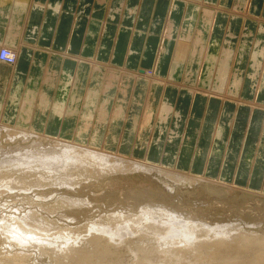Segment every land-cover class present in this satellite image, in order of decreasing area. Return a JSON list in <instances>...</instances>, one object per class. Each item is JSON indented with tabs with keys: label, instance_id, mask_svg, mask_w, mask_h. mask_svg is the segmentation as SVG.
Listing matches in <instances>:
<instances>
[{
	"label": "bare ground",
	"instance_id": "obj_1",
	"mask_svg": "<svg viewBox=\"0 0 264 264\" xmlns=\"http://www.w3.org/2000/svg\"><path fill=\"white\" fill-rule=\"evenodd\" d=\"M89 1L73 16L77 34L89 32L86 57L62 68L70 56L21 42L31 10L61 8L0 0V52L14 58L0 60V264H264V194L215 178L214 163L207 176L176 166L201 119L195 100L225 112L241 90L264 95V0H202L184 17L193 0H171V16L159 0L151 19L147 5L95 0L91 21ZM261 9L256 27L250 12ZM225 125L214 127L218 144Z\"/></svg>",
	"mask_w": 264,
	"mask_h": 264
},
{
	"label": "crops",
	"instance_id": "obj_2",
	"mask_svg": "<svg viewBox=\"0 0 264 264\" xmlns=\"http://www.w3.org/2000/svg\"><path fill=\"white\" fill-rule=\"evenodd\" d=\"M33 1V4L44 1V4L49 5V10H54L56 7L61 8V15L52 16L46 13L45 10H31L24 21L25 29L21 41L24 45L22 46L25 47V49L33 48L34 50H38V53L39 51L42 53L51 52L60 56H74V58L77 56H84L83 53H81V48L85 46L84 39L89 35V32L86 28L80 31V34H77V28L73 21V16L78 18L80 16L79 11L81 10L80 5L82 0H66L65 4L61 5V7L58 5L59 0ZM112 1L113 0H108V4L110 3V5H112ZM171 2V0H168V4L165 6L164 14H167V16L169 14L171 16L173 4L177 3ZM179 2L184 1L179 0ZM201 2L202 0H193V2L186 5L182 16L184 17L189 13L191 6L195 7L197 4H204ZM123 3H126V5L135 4L141 7V9L147 5L150 19L153 18V14L159 6V0H123ZM204 6H206V4H204ZM207 6H209V4H207ZM71 8L72 11L70 12L69 10ZM96 9L95 0H90L88 14H85V18L90 19V16H94L93 11ZM75 11H77V15H75ZM222 11L219 10L217 13L226 14L229 19V13ZM262 15V9L259 12H250V19L248 21L251 24H256V27H258L262 23L259 21ZM104 16L105 14L101 17L102 20H104ZM200 16L201 14L198 12L197 18H200ZM119 20L120 19L114 24L116 32L119 31ZM34 27H36L35 38L31 42L27 41V34L31 31V28ZM98 39L94 46V56L95 51H98ZM75 61L78 63V60L75 59ZM102 61H106V59ZM73 63L75 64L73 58H67L62 68L66 65L71 66ZM142 63L143 61L141 62V67L143 68ZM150 67H152V65ZM176 84L177 83H175V85ZM233 99L234 103L228 105L225 112V107H223L225 105L218 101H212L211 107L209 106L211 104L206 102L207 100H205L203 104L201 99L194 101L192 111L196 109V113H200L201 110V119L188 123L186 128L188 134L187 139L191 138L183 143L176 161V166L178 170L182 169L181 171L183 172L207 176L209 168L214 163L213 174L215 178L226 179L239 188L248 189L256 193L262 192L264 194V95L260 96L258 92L252 94L250 90H246V92H242L241 90ZM228 113L229 115H226ZM262 113L263 115H261ZM259 114L261 115L260 117ZM209 116L212 119L211 123L207 122ZM259 118H261V120ZM220 123L226 124V129L224 143L218 144L214 140L213 135L215 130L214 127L220 125ZM191 127H193V129L195 127L197 132L194 133V130L191 131ZM206 130L209 132L207 135L205 134ZM218 145L222 147V153L220 156H215L214 149H216ZM200 152L201 155H199Z\"/></svg>",
	"mask_w": 264,
	"mask_h": 264
},
{
	"label": "rangeland",
	"instance_id": "obj_3",
	"mask_svg": "<svg viewBox=\"0 0 264 264\" xmlns=\"http://www.w3.org/2000/svg\"><path fill=\"white\" fill-rule=\"evenodd\" d=\"M229 6H231V8H233V6L234 7H237L238 6V0H233V2L232 3H227ZM218 5H219V9L220 10H223V11H229V9L226 7V5L224 4V2L223 3H221V2H219L218 1ZM239 7V6H238ZM211 18H212V16H211ZM4 26H5V22H4ZM5 32H7V30H6V28H5ZM23 39V38H22ZM20 40V39H19ZM18 40V43L20 42ZM26 40L28 41V39L26 38ZM30 40V39H29ZM22 41V40H21ZM32 40H30V42H31ZM70 58L72 59V58H74V56L72 57V56H70ZM76 59H78L77 57H75ZM74 58V59H75ZM101 65H105V64H101ZM107 65H111V66H113V64H107ZM90 66V65H89ZM88 80H85V82H83L84 84L82 85V88H81V90L85 93L87 90H89V89H91L92 88V85H93V83L91 82V78L90 77H88L87 78ZM60 82V80H58L57 81V83H56V85L57 86H59V83ZM89 88V89H88ZM115 95V94H114ZM51 96H55L54 94H52ZM203 96H205V95H203ZM52 97V101H53V98ZM69 101H67V103L65 104V107H64V105H63V108L60 110V112L62 111H64L65 112V110H66V112L65 113H67V112H69L70 111V108H69ZM51 104H52V102H51ZM66 105H67V107H66ZM51 108V109H50ZM50 108H48L46 111H45V113H46V119L48 120V119H50V117L51 118H54V115H56V112L55 111H57L56 109H54V106H53V104H52V107H50ZM82 108V109H81ZM83 108H84V95H83V97H82V100L80 101V110H79V113H78V117H80L83 113H82V111H83ZM154 108H157V105H155L154 106ZM64 109V110H63ZM19 110H20V114H22V111H23V107L22 106H19ZM51 110H52V112H51ZM82 110V111H81ZM49 111H50V113H49ZM78 110H76V111H74V112H77ZM61 112V113H62ZM63 112V113H64ZM49 116V117H48ZM64 116V115H63ZM66 116V115H65ZM64 116V117H65ZM74 116H75V113H74ZM155 117V119H156V115L154 116ZM60 118V117H59ZM116 125H117V123H116ZM116 125L114 126V128H116ZM12 127V126H11ZM45 128H46V126H45ZM76 128V127H75ZM113 128V130H112V132L115 130ZM47 130H44V132H43V134L45 133V134H47V132H46ZM48 135V134H47ZM60 137V136H59ZM72 140V139H71ZM147 140V138H145V141ZM131 151V150H130ZM101 194V193H100ZM103 194V193H102ZM255 197V196H254ZM254 197H251V198H254ZM242 200H249V199H246V198H241ZM241 199H240V201H241ZM123 200V199H122ZM239 199H237V201H238ZM250 200H252V199H250ZM115 201V200H114ZM124 201V200H123ZM125 202H132V201H125ZM124 202V203H125ZM118 202H116L115 203V205L117 204ZM261 203H263L264 204V200H263V202H261ZM119 204V203H118ZM118 204L116 205V206H118ZM99 205H101V206H103L104 207V204L102 203H100ZM104 209L106 210L107 208L106 207H104ZM103 209V210H104Z\"/></svg>",
	"mask_w": 264,
	"mask_h": 264
},
{
	"label": "built area",
	"instance_id": "obj_4",
	"mask_svg": "<svg viewBox=\"0 0 264 264\" xmlns=\"http://www.w3.org/2000/svg\"><path fill=\"white\" fill-rule=\"evenodd\" d=\"M0 60L3 62H9V64H13L14 63V58L10 56V52H8L7 50L3 49L0 52Z\"/></svg>",
	"mask_w": 264,
	"mask_h": 264
}]
</instances>
